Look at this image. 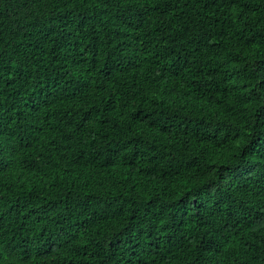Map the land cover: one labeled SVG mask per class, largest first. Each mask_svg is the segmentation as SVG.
Returning a JSON list of instances; mask_svg holds the SVG:
<instances>
[{
	"label": "trees",
	"instance_id": "16d2710c",
	"mask_svg": "<svg viewBox=\"0 0 264 264\" xmlns=\"http://www.w3.org/2000/svg\"><path fill=\"white\" fill-rule=\"evenodd\" d=\"M0 264H264V0H0Z\"/></svg>",
	"mask_w": 264,
	"mask_h": 264
}]
</instances>
